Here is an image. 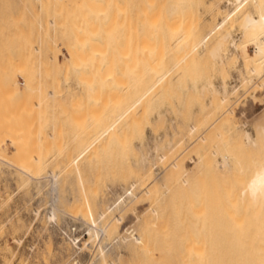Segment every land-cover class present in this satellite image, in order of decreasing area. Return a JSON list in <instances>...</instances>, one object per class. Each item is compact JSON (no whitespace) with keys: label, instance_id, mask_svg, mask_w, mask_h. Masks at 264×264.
<instances>
[{"label":"rangeland","instance_id":"rangeland-1","mask_svg":"<svg viewBox=\"0 0 264 264\" xmlns=\"http://www.w3.org/2000/svg\"><path fill=\"white\" fill-rule=\"evenodd\" d=\"M228 1L0 0V264H238L246 257L240 245L258 246L263 213L242 192L264 162V62H228L227 79L238 66L246 77L229 106L216 97L212 111L210 95L191 91L196 82L218 83L209 50L224 33H240L254 10L252 0L237 10ZM55 12L58 21L47 26ZM105 33L114 34L116 54L106 93L97 57ZM36 47L53 49L57 61L41 65ZM26 80L53 84L56 94L41 97L39 109L37 93L21 90ZM51 128L55 136L46 139ZM147 153L154 156L144 166ZM40 164L57 176L25 170ZM73 204L76 217L68 214ZM55 205V217L45 218ZM96 219L98 232L87 224ZM135 235L147 243L135 244ZM236 240L243 243L229 249Z\"/></svg>","mask_w":264,"mask_h":264},{"label":"bare ground","instance_id":"bare-ground-1","mask_svg":"<svg viewBox=\"0 0 264 264\" xmlns=\"http://www.w3.org/2000/svg\"><path fill=\"white\" fill-rule=\"evenodd\" d=\"M103 1H111V0H103ZM244 2H246V0H232V1H228V3H229V6H227V9H231L232 7H235L236 9L235 10H237V7H239L240 8V6L244 3ZM252 3H253V5H254V10L253 11H250V12H248L247 14H245V15H243V17H242V19H241V21H240V33H238V34H235L234 32H231V31H228V32H226V33H224L222 36H220V38L213 44V46L210 48V50H209V56H210V58H211V61H212V65L214 66V69H217L218 71H219V73H220V78H219V80H218V83L215 81V80H213V78L211 79L210 78V80H208L207 82H205L204 84H201L200 86H198L195 82V84L194 85H192V87H191V91L193 90L195 93H198V94H200L201 95V97L202 96H205V95H210V98H211V101H210V103L209 104H207L208 106V108L209 109H211L212 111L214 110V103H213V99L215 98V100H216V97L217 98H219V100H220V103H219V105L221 106L222 104L225 106V105H228L227 103L229 102V101H231L232 99L231 98H233L232 96L234 95V93H236L237 92V90H238V87H239V82H245L246 81V77H245V75H244V72H243V68H241L240 66H238V69L236 70L237 71V73L235 74V75H233L232 76V80L230 79H227L226 78V74H224V70H225V68H226V66H227V64H228V62L231 60V59H236V61L239 63L240 62V60H241V58L242 57H245V59L248 61H252L256 66L258 65V66H260V68H261V65H259V64H262L263 65V62H264V0H252L251 1ZM228 5V4H227ZM170 7L168 8V10H167V12H168V14L167 15H172V17H173V15L175 14V12H177V10H178V7L176 6V5H169ZM231 6V7H230ZM229 7V8H228ZM242 7V6H241ZM226 9V8H225ZM58 13H59V11H57ZM57 12H55V13H52V15L51 16H49L48 17V25L47 26H53V25H55L56 24V22L58 21V19H59V17H60V15L57 13ZM232 12L233 11H229L228 10V18L232 15ZM58 15H59V17H58ZM171 17V16H170ZM226 17V18H227ZM79 19H81V18H77V20H79ZM228 20V19H227ZM224 21V20H223ZM221 23V22H220ZM94 35V34H93ZM92 35V36H93ZM96 35V34H95ZM111 35H114V34H111ZM110 35V33L108 34V35H106V33H105V36H104V40H102L103 42V47H101L100 49L103 51H101L100 49H99V46L101 45H95L94 47H98V48H94L92 45H91V47L93 48V49H91L90 51H92V50H98L99 52H102V53H100L101 55H99L98 53V55H97V57L98 56H100V58L99 59H101L102 58V60H103V63H101V64H103L104 65V69L102 70V71H104V72H102V74L101 73H98L99 75H102L101 77L99 76V78H101L100 79V81H101V83H103V84H101L102 85V87L104 88L103 90H104V92L106 93V92H110L112 89H113V87H114V82H113V79H114V73H113V70H114V61H115V59H116V54H115V48H114V41H113V39H114V36H111ZM88 36V35H87ZM97 36V35H96ZM82 37V36H81ZM89 37V36H88ZM103 37V36H102ZM99 38H101V37H99ZM113 38V39H112ZM86 39V38H85ZM76 40H77V38H76ZM85 41V40H84ZM84 41H82V42H84ZM92 41V40H91ZM91 41H89V42H91ZM94 42H96V41H94ZM93 41H92V44L94 43ZM52 43V42H51ZM81 43V42H80ZM98 43V42H97ZM100 43V42H99ZM81 46V45H80ZM115 46H116V44H115ZM249 46H254V54L253 55H250L249 53H248V48H249ZM69 48H71L69 51H70V55H71V59L72 60H74L75 61V59H74V57H75V55L78 53V51H77V53H76V51H74V49L75 48H72V46L71 47H69ZM81 48H83V47H81ZM80 48V49H81ZM103 48V49H102ZM79 49V50H80ZM89 51V52H90ZM97 51V52H98ZM36 52L38 53V57L40 58V64L41 65H43V66H45L46 68H49L55 61H57V57H56V54H55V52H54V50L53 49H46V50H43V49H41V48H37L36 47ZM86 52V51H85ZM84 54V53H83ZM88 54V53H87ZM92 54V53H91ZM78 56V55H77ZM87 56V55H86ZM84 57V56H83ZM93 57V56H92ZM86 58V57H85ZM88 58V57H87ZM82 59H84V58H82ZM89 59V58H88ZM91 60V59H90ZM88 61V60H87ZM94 61V60H93ZM84 62V61H83ZM92 62V61H91ZM85 63V62H84ZM98 64H100V63H98ZM90 65V64H89ZM243 65V64H242ZM260 68H259V70H260ZM255 69L257 70V68L255 67ZM255 69H252L251 71H255ZM258 72V71H257ZM96 73H97V71H96ZM95 73V74H96ZM93 74V73H92ZM88 75V74H87ZM91 75V74H90ZM92 76V75H91ZM97 76V75H96ZM86 77V76H85ZM216 77V76H215ZM99 78H96V80L98 79L99 80ZM89 79V78H88ZM215 79V78H214ZM90 80V79H89ZM27 81V83L25 82V85H24V88L23 89H21V90H24V91H26V90H30V92L33 94H35V93H37L36 94V96L37 97H43L44 98V100H48V99H51V97L54 95V94H56V90L54 89V87L55 86H53V84H51V85H48V86H41V81L39 80L38 82H40V83H37V85L36 86H33V87H31V85L32 84H30V81L29 80H26ZM85 81H86V79H85ZM93 81V80H92ZM100 81H99V83H100ZM66 83V82H65ZM93 83V82H92ZM96 83V82H95ZM98 84V83H97ZM262 84V83H261ZM15 85H16V87H17V83H15ZM86 85V84H85ZM93 85V84H92ZM92 85L91 86H87L86 85V90L88 89V88H90V89H93V87H92ZM258 85V84H257ZM262 86V85H261ZM92 87V88H91ZM99 87H100V85H99ZM190 87V86H189ZM253 87V86H252ZM100 89V88H99ZM250 89V88H249ZM102 90V89H101ZM99 91V90H98ZM103 92V91H102ZM103 92V93H104ZM88 93V95H90L89 93H92L90 90H89V92H87ZM254 95V94H253ZM39 98V99H40ZM209 98V99H210ZM42 102H44L45 103V101H42V98H41V100L40 101H38L36 104H35V106H37L39 109L40 108H42V106H43V104L44 103H42ZM229 106V105H228ZM206 107V106H205ZM217 107V106H216ZM222 107V106H221ZM233 107V106H232ZM231 107V108H232ZM222 110V109H221ZM220 110V111H221ZM230 110H232V109H230ZM179 111V110H178ZM219 111V112H220ZM162 112V111H161ZM221 112H223V111H221ZM229 112V111H228ZM231 113H233V111H230ZM229 112V113H230ZM173 113V112H172ZM164 114H165V112H164ZM180 114V113H179ZM226 114H227V112H226ZM162 115H163V113H159V115H158V119L159 118H161L162 117ZM181 115V114H180ZM232 115V114H231ZM227 116V115H226ZM222 117H224V114H223V116ZM221 117V118H222ZM234 118H235V116H234ZM217 120V119H216ZM175 122V121H174ZM227 123V122H226ZM212 126V125H211ZM53 128H51V129H49L48 130V132H50V133H48V134H46L45 135V138L47 139V138H50V137H52L53 135L55 136V134H52V132H53ZM194 130H195V127L194 126H192L191 127V131L192 132H194ZM205 134V133H204ZM203 134V135H204ZM245 136H244V139H245V142H246V144L248 145V146H251L252 148H255V149H257L258 148V146L260 145V143L258 144V142L256 141V139H255V137H254V135L250 132V131H246L245 132V134H244ZM260 135H261V137H262V141H261V148H262V151H263V154H264V126H262L261 128H260ZM163 136V135H162ZM205 136V135H204ZM204 136H203V138H204ZM203 138H202V140H203ZM158 139V138H157ZM207 139V138H206ZM168 143V142H167ZM172 143V142H171ZM170 144V143H169ZM143 145H144V143H143ZM159 145V144H158ZM167 146V145H166ZM162 147V146H161ZM153 148V147H152ZM170 148L172 149L173 148V145L171 146V144H170ZM156 149L158 150L159 149V146H157L156 147ZM142 150V149H141ZM150 154V153H149ZM154 154V153H153ZM153 154H151V155H153ZM143 155V154H142ZM154 156V155H153ZM153 156L151 157V156H148V153L147 154H145L144 156H141L142 157V159H140V163L142 164V165H146L147 163H149V161H150V159L151 158H153ZM159 157V156H158ZM164 157V156H163ZM228 156L227 155H225V156H223V160H222V162H221V164H220V167H225V166H227L228 165ZM155 159V158H154ZM7 160V159H6ZM3 162V161H2ZM15 163V162H14ZM40 166V170H36V169H33V170H28V169H26L25 167H23V168H25V170H27V172H31V175H32V173H36V171H39V172H41L43 175H44V179H46L45 177H47V179L49 178V177H51V176H53V175H56V171L54 170V168H51V167H47V166H42L41 164L39 165ZM175 167H178V164H174V168ZM22 168V169H23ZM21 173H22V171H21ZM36 175V174H35ZM35 175H33V176H35ZM42 175V176H43ZM33 176H32V178H33ZM57 176V175H56ZM31 177V176H30ZM31 178V179H32ZM35 178H36V176H35ZM41 178V177H40ZM37 179H39V178H37ZM42 179V178H41ZM46 179V180H47ZM35 180V179H34ZM184 182H187L186 180H184ZM52 183V182H51ZM54 186V185H53ZM54 190H53V187H52V192H53ZM242 196H243V198H245V200L247 201V203L249 204V205H251L252 207H254L255 208V210L259 213V214H261V213H263L262 215H263V217H264V162L263 163H261V164H258V165H256V167H255V170H254V173H253V175H252V177L250 178V180L247 182V184H246V186H245V188H244V190H243V192H242ZM52 197H54L53 195H52ZM57 198V197H56ZM53 199V198H52ZM55 199V198H54ZM57 200V199H56ZM50 202H51V200H50ZM58 202V201H57ZM56 203V202H55ZM55 203H53V205L55 204ZM52 204V203H51ZM61 203H58L57 205L59 206ZM74 205H76V204H73V205H71V206H73V207H71V206H69V207H71L70 208V210H68V211H71L70 213H68V214H72L73 212L72 211H74L76 208H78L77 206H74ZM68 206V205H67ZM56 205L54 206V207H52L50 210H48L47 212H45V215H44V217L45 218H52V217H55V213H56V211L55 210H57L56 208ZM76 207V208H75ZM58 208V207H57ZM65 208H67L66 206H65ZM72 208H73V210H72ZM61 209V208H60ZM69 209V208H68ZM59 210V209H58ZM60 211V210H59ZM76 211V210H75ZM255 211V212H256ZM58 212V211H57ZM61 212H63V210L61 211ZM63 213H65L66 214V212L64 211ZM257 213V216L256 217H258V214ZM67 214V216H69ZM75 214V212L72 214V215H74ZM256 214V213H255ZM101 215H103V214H100V216ZM75 216V215H74ZM74 216H72V217H74ZM69 217H71V216H69ZM71 217V218H72ZM76 217V216H75ZM255 217V216H254ZM261 218V221H259L260 223L262 222V219H263V221H264V218ZM82 218V217H81ZM84 218V217H83ZM100 218V217H99ZM77 219V218H76ZM259 219V218H258ZM80 220V219H79ZM121 220H122V218L121 217H118L117 219H116V221L117 222H121ZM254 220H256V219H254ZM260 220V219H259ZM98 221V222H97ZM103 221V220H102ZM83 222V221H82ZM85 222V221H84ZM119 222V223H120ZM87 224H89L90 225V228H92L94 231L95 230H97V232H98V229H100V226L98 225V224H100V221L99 220H97L96 219V222H92V221H90V222H88ZM263 224H264V222H263ZM261 225H262V223H261ZM98 226H99V228H98ZM259 227V226H258ZM262 228H264V226L262 227L261 226V228L260 229H262ZM260 229H259V231H260ZM262 231H264V229H262ZM236 234V233H235ZM258 234L260 235L261 234V232L259 233L258 232ZM232 235V234H231ZM239 234H236V235H234V232H233V236H236V237H239L238 236ZM255 235H257V233L256 234H254L253 236H255ZM264 234H263V232H262V234H261V238H264V236H263ZM258 236V235H257ZM263 236V237H262ZM146 238V237H145ZM145 238H144V236H142V235H135V237H134V241H135V244H138L139 246H144V240H145ZM258 238V237H257ZM261 238H259L260 239V241L258 240V242L260 243L261 242ZM239 240H236V241H232V242H234V243H232L231 244V246L229 247V249L231 248L232 249V247H233V249L232 250H234L235 251V249H234V247H235V245L234 246H232L233 244H237V246H239V244L238 243H243L242 242V240L241 241H239ZM251 242L253 241V240H250ZM250 241H248L247 243L252 247V245L254 244V241H253V244L251 245V243H249ZM262 241H263V239H262ZM145 242H146V240H145ZM245 242V241H244ZM256 242H257V240H256ZM255 242V243H256ZM257 242V243H258ZM147 243V242H146ZM240 243V244H241ZM247 243H245V245H244V243L242 244L244 247H241L242 245H240V248L239 247H237L236 246V249L237 248H239V249H246V252H245V250H242V252H243V254H244V256H246V257H242L241 255V253L242 252H240V256H241V258H243L242 260H241V263H242V261L244 260V258H247V256H248V253H249V251H250V249H252V248H250L249 250H248V248L249 247H246L245 248V246H247L248 244ZM258 243V246L255 244V246H257L256 248L255 247H253V251H250L253 255H255V256H251V254L249 255V258L248 259H245L244 260V263L245 264H264V241H263V243H260L259 244ZM248 245V246H249ZM136 246V245H135ZM33 245H31V244H29V245H27V250H32L33 249ZM146 247V246H145ZM145 249V248H144ZM143 249V250H144ZM141 250V249H140ZM236 251H238L237 252V254L239 253V251L240 250H236ZM248 251V252H247ZM247 253V255H245V253ZM255 253V254H254ZM235 255V254H234ZM237 257H238V255H236ZM251 256V257H250ZM232 259V258H231ZM233 259H234V257H233ZM237 259H239V258H237ZM194 260H198V261H200V259H196V258H194ZM188 261V260H187ZM191 261V262H190ZM202 261V260H201ZM197 262V264H202L203 262ZM246 261V262H245ZM189 263H191V264H194V262H193V260H189L188 261V264ZM241 263H238V264H241ZM244 263H242V264H244ZM110 264H115V262H110ZM204 264V263H203Z\"/></svg>","mask_w":264,"mask_h":264}]
</instances>
